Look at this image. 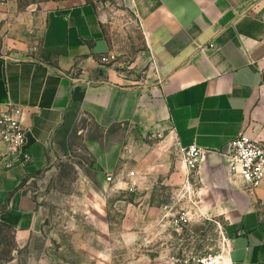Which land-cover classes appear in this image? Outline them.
I'll use <instances>...</instances> for the list:
<instances>
[{"label": "crops", "instance_id": "0c3cea01", "mask_svg": "<svg viewBox=\"0 0 264 264\" xmlns=\"http://www.w3.org/2000/svg\"><path fill=\"white\" fill-rule=\"evenodd\" d=\"M125 2L147 37L151 91L101 66L107 14L95 0L0 3V115L12 110L28 157L0 173V218L19 233L40 219L30 181L79 146L109 172L134 126L168 121L178 148L211 152L242 133L264 137V0ZM228 177L239 216L227 264H264V180L251 196Z\"/></svg>", "mask_w": 264, "mask_h": 264}, {"label": "rangeland", "instance_id": "374dc122", "mask_svg": "<svg viewBox=\"0 0 264 264\" xmlns=\"http://www.w3.org/2000/svg\"><path fill=\"white\" fill-rule=\"evenodd\" d=\"M95 1L107 14L109 52L101 66L151 91L158 81L140 22L125 0ZM259 14L264 17V6ZM8 155L0 135V173ZM94 164L79 146L37 173L27 187L39 222L19 233L0 218V264H197L221 253L227 260L239 215L227 202L223 171L216 163L209 173L189 172L168 121L128 128L109 172ZM5 208L0 197V214ZM259 208L264 224V205Z\"/></svg>", "mask_w": 264, "mask_h": 264}, {"label": "built area", "instance_id": "2783aa9c", "mask_svg": "<svg viewBox=\"0 0 264 264\" xmlns=\"http://www.w3.org/2000/svg\"><path fill=\"white\" fill-rule=\"evenodd\" d=\"M11 1L13 0H0V3L6 5ZM0 135L8 147L7 168H10L15 161L21 162L22 158L24 161L28 159L23 149L25 143L24 130L19 121L14 119L12 110L0 115ZM225 147L226 152L224 154L229 159V172L233 178H240L244 184V189L253 196L264 180V137L253 138L242 133ZM201 151L196 144L179 148L189 172H194L199 168ZM108 181H111V177H108ZM227 249L228 244L226 243L225 250ZM221 254L202 257L197 261V264H223Z\"/></svg>", "mask_w": 264, "mask_h": 264}, {"label": "water", "instance_id": "95a60500", "mask_svg": "<svg viewBox=\"0 0 264 264\" xmlns=\"http://www.w3.org/2000/svg\"><path fill=\"white\" fill-rule=\"evenodd\" d=\"M226 152V147L221 152H211V151H201L200 165L205 171L208 173L215 168L216 163H218L223 171V185L226 188L227 196L232 193L233 189L235 190V186L230 181L229 174V159L224 154ZM213 157V159H210ZM98 165L94 164V168H97Z\"/></svg>", "mask_w": 264, "mask_h": 264}, {"label": "bare ground", "instance_id": "6f19581e", "mask_svg": "<svg viewBox=\"0 0 264 264\" xmlns=\"http://www.w3.org/2000/svg\"><path fill=\"white\" fill-rule=\"evenodd\" d=\"M221 257H222V261H223V256H221ZM225 257H226V256H225ZM226 261H227V260H225L224 263H226ZM224 263H223V264H224ZM227 263H228V262H227Z\"/></svg>", "mask_w": 264, "mask_h": 264}, {"label": "trees", "instance_id": "16d2710c", "mask_svg": "<svg viewBox=\"0 0 264 264\" xmlns=\"http://www.w3.org/2000/svg\"><path fill=\"white\" fill-rule=\"evenodd\" d=\"M5 224V223H4ZM5 225H7V224H5ZM8 226V225H7ZM10 227V226H9Z\"/></svg>", "mask_w": 264, "mask_h": 264}]
</instances>
